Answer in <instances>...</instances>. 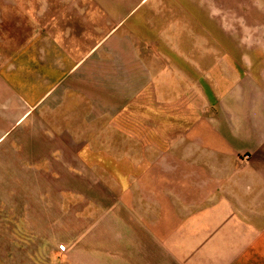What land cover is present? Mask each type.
<instances>
[{"label": "crops", "instance_id": "crops-1", "mask_svg": "<svg viewBox=\"0 0 264 264\" xmlns=\"http://www.w3.org/2000/svg\"><path fill=\"white\" fill-rule=\"evenodd\" d=\"M241 2L243 30L211 0H0V264H264V18ZM16 181L100 202L23 240Z\"/></svg>", "mask_w": 264, "mask_h": 264}, {"label": "rangeland", "instance_id": "rangeland-1", "mask_svg": "<svg viewBox=\"0 0 264 264\" xmlns=\"http://www.w3.org/2000/svg\"><path fill=\"white\" fill-rule=\"evenodd\" d=\"M211 1L219 3L218 8L223 15L236 14L234 18L235 21H232L230 18L231 21L225 22L230 26H234L229 29L236 28V30H243L245 23L242 18L237 15L238 10H242V0ZM252 10L253 15L257 17L262 16L264 18V0H257V5L252 6ZM250 29L260 32L264 31V22L260 21L258 23L252 21ZM261 42V45L264 46V38L256 39L255 44H260ZM46 184L48 188L44 190L43 185L45 186ZM49 185L50 183L32 181L10 182V188L13 192L20 195L17 198H10L12 237L16 234L17 237L23 240L35 239L36 237L48 240L52 238L63 240L68 236L81 233V230H68L66 228L70 222L81 224L84 207L99 204L100 198L97 196V192L92 190L95 188L90 187L88 183L78 181L74 183H59V190L53 191L51 194ZM44 194H46V197H42ZM69 207H73L75 212L67 213ZM24 209L29 211V213H22ZM47 209H52L53 212H46ZM54 209H57V213H54ZM22 222H26V224L23 225ZM14 228H16V232ZM26 248L28 250L32 247L22 246L23 251ZM38 249H40L41 252H49V250L45 251L47 247L38 246L34 250Z\"/></svg>", "mask_w": 264, "mask_h": 264}]
</instances>
